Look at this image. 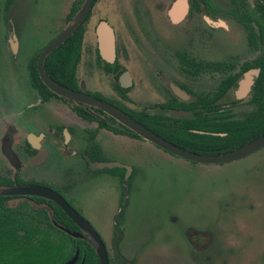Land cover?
<instances>
[{"label":"flooded vegetation","instance_id":"1","mask_svg":"<svg viewBox=\"0 0 264 264\" xmlns=\"http://www.w3.org/2000/svg\"><path fill=\"white\" fill-rule=\"evenodd\" d=\"M86 1L60 0L66 11L59 33L24 62V50L38 46L49 31L45 7L54 8L59 0H0V264H100L96 252L98 262L91 257L92 239L84 226L54 197L98 233L109 264H135L119 249L126 234L119 220L110 236L118 247L112 257L110 240L108 245L86 215L102 205L94 194L103 186L116 189L119 181L132 185L146 166L147 172L156 167L155 161L125 151L123 141L149 142L194 165L231 163L264 150L263 145L226 163L193 161L145 138L92 102L110 105L195 156H225L263 137L233 149L215 146V139L230 136L228 129L255 125L264 114L261 0H230L227 8L215 0H93L79 28L46 55L42 73V54ZM58 19L52 15L51 26ZM103 27L111 31L114 54L107 31L102 47ZM73 36L69 44L74 47L65 46ZM46 82L77 98L60 95ZM139 86L146 93L144 104L135 100ZM45 166L62 177L46 179ZM185 237L196 246L214 240L210 230L189 229Z\"/></svg>","mask_w":264,"mask_h":264},{"label":"rangeland","instance_id":"2","mask_svg":"<svg viewBox=\"0 0 264 264\" xmlns=\"http://www.w3.org/2000/svg\"><path fill=\"white\" fill-rule=\"evenodd\" d=\"M215 1L225 8L230 4V0ZM65 11L60 0L54 8L47 4L44 27L50 26L49 31L42 34L38 46L24 50V62L57 36ZM52 15L59 19L51 26ZM138 89L135 100L144 104L146 93L143 87ZM122 145L136 159L157 164L149 172L146 166L132 185L119 181L116 189L106 184L95 192L102 205L86 215L108 245L119 220L126 232L119 249L135 264H264V150L231 163L194 165L143 140ZM43 174L52 181L62 177L52 166H45ZM189 229L210 230L212 245H191L185 237ZM112 240L109 250L115 257L118 247Z\"/></svg>","mask_w":264,"mask_h":264},{"label":"water","instance_id":"3","mask_svg":"<svg viewBox=\"0 0 264 264\" xmlns=\"http://www.w3.org/2000/svg\"><path fill=\"white\" fill-rule=\"evenodd\" d=\"M264 3V0H261ZM93 0H87L86 3L84 4V6L82 7V9L80 10V12L77 14V16L74 18V20L69 24V26L63 31V33L60 35V37L42 54L41 56V60H40V69L41 72L43 73V60L46 57V55L48 53H50L53 49H55L58 45H60L63 41H65L71 34H73L81 25V23L84 21V19L86 18V16L88 15L91 6H92ZM107 31L110 34V44H109V50L111 54H114V45H113V40H112V35H111V31L106 28L103 27L101 29V40H102V44L104 46H106L107 42H108V37H104L103 36V32ZM46 84L55 92L59 93L62 96H66V97H75L77 98L74 93H72L70 90H68L65 87H62L60 85L55 84L54 82H46ZM96 104H98L99 106L103 107L104 109H106L108 112H110L111 114H114L115 116H117L122 122H124L126 125H128L131 129L135 130L136 132H138L139 134H141L142 136H144L145 138L155 142L156 144L160 145L161 147L172 151L180 156L186 157L190 160L193 161H197V162H201V163H226V162H230V161H235L238 159H241L253 152H255L256 150L260 149L263 145H264V136L259 138L258 140L228 154L225 156H221V157H213V158H209V157H203V156H195L189 153H186L184 151H181L179 149H177L176 147L170 145L169 143L163 141L162 139H159L157 137H155V135H153L149 130H147L146 128H144L143 126H141L140 124L136 123L135 121H133L132 119L122 115L121 113H118L116 111V109H114L113 107H111L110 105L103 103L101 101H92ZM43 195H46L48 197H54V196H50L47 193H42ZM53 199H56L59 204L67 211V213L75 220L77 221L79 224H81L82 226H84V230L89 234V236L92 239V246L94 247L99 260H100V264H109V255H108V250L107 247L105 246L103 240L101 239V237L98 235V233L93 230V228L88 225V223H86L83 218H81L73 209H71L67 203L65 201H62V199L60 198H56L54 197Z\"/></svg>","mask_w":264,"mask_h":264},{"label":"trees","instance_id":"4","mask_svg":"<svg viewBox=\"0 0 264 264\" xmlns=\"http://www.w3.org/2000/svg\"><path fill=\"white\" fill-rule=\"evenodd\" d=\"M262 8V6H261ZM260 18V22L262 23L263 22V16L259 17ZM75 36H73L66 44L65 46H68L70 45L71 47H74V44L73 43H70L69 42L71 40H73ZM75 39V38H74ZM79 50L76 49V52H74V55L76 54V57L79 58ZM66 54V53H65ZM60 55V54H59ZM66 56V55H65ZM62 61L60 62V65L62 66ZM259 123L255 124V125H243L241 124L239 127H236V128H231V129H228L227 131L230 132V136L226 137V138H217L215 139V146H219V147H227L229 149H233L235 147H238V146H241L243 145L244 143L248 142L249 140L259 136L260 134H263L264 133V114H262L260 117H259ZM91 246H92V241H91ZM94 247L92 246V249H91V257L93 259H95L97 262H98V258L97 256L95 255V252L94 251ZM112 264H117V263H112Z\"/></svg>","mask_w":264,"mask_h":264}]
</instances>
